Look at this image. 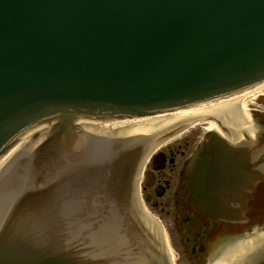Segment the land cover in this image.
Instances as JSON below:
<instances>
[{
  "label": "water",
  "instance_id": "95a60500",
  "mask_svg": "<svg viewBox=\"0 0 264 264\" xmlns=\"http://www.w3.org/2000/svg\"><path fill=\"white\" fill-rule=\"evenodd\" d=\"M261 88L264 0H0V158L8 151L0 159V174L28 152L34 137L29 133H38L41 140L29 165L43 173V191L55 203L46 199L29 207L45 209L52 220L53 231L44 228L52 241L43 247L29 244L28 235L19 232L28 209L23 195L10 211L9 202L3 208L7 212L0 210V264H149L161 259L156 244L164 236L152 235L155 222L145 210L137 220L125 214L127 192L109 170L96 176L105 179L110 193H95L84 215L76 212L75 202L60 196L64 186L78 200L85 182L78 175L66 177L64 185L59 167L98 155L99 146L91 140L85 146L78 141L75 124L99 121L78 129L139 137L144 155L155 148L158 135L188 127L204 114L233 118L238 137L243 132L252 136L255 126L240 101ZM210 99L215 100L201 103ZM211 130L220 132L218 126ZM77 147L80 152H73ZM64 152H73L66 155L71 163L60 162ZM140 155V150L124 154L113 164L133 169ZM242 171L238 154L229 147L211 137L203 142L186 170L196 209L215 220L237 219L231 205L243 208L240 202L250 189L248 181L233 183ZM63 174L74 176L70 170ZM225 177L233 182L224 183ZM263 242L264 232L254 231L209 264H240Z\"/></svg>",
  "mask_w": 264,
  "mask_h": 264
},
{
  "label": "flooded vegetation",
  "instance_id": "af4514ba",
  "mask_svg": "<svg viewBox=\"0 0 264 264\" xmlns=\"http://www.w3.org/2000/svg\"><path fill=\"white\" fill-rule=\"evenodd\" d=\"M260 97L264 100V93ZM247 110L256 128L251 137L243 133L237 139L233 118L222 120L217 115L205 114L202 121L186 131L181 126L178 131L173 129L155 138L154 151L146 159L138 190H132L130 201L155 213L165 232L168 250L179 254V258L174 257L175 264H209L227 246L254 231L264 232V105ZM208 124L218 126L220 132L209 129ZM209 137L244 151L242 179L251 180L250 189L245 191V201L240 202L243 208L232 204L237 214L232 222L216 221L199 212L187 181V164L201 141ZM259 253L240 264H253L263 252Z\"/></svg>",
  "mask_w": 264,
  "mask_h": 264
},
{
  "label": "rangeland",
  "instance_id": "374dc122",
  "mask_svg": "<svg viewBox=\"0 0 264 264\" xmlns=\"http://www.w3.org/2000/svg\"><path fill=\"white\" fill-rule=\"evenodd\" d=\"M244 105H245L246 108H259V107L264 105V100L261 97H258V98L254 99V100L245 101ZM145 207L146 206L144 205V209L146 211L148 210L151 213V215L153 217H155V213H153L151 209H149L147 207L145 208ZM164 238H165V236H164ZM173 256L176 257V258H179V254L178 253H177V256H176V253L174 252Z\"/></svg>",
  "mask_w": 264,
  "mask_h": 264
},
{
  "label": "bare ground",
  "instance_id": "6f19581e",
  "mask_svg": "<svg viewBox=\"0 0 264 264\" xmlns=\"http://www.w3.org/2000/svg\"><path fill=\"white\" fill-rule=\"evenodd\" d=\"M262 91H264V88H261V89H259V90H257V91H255V92H253V93H251V94H249V95H247L246 97H244V98H242L241 99V101H240V103H241V107H242V110L246 113V115L250 118V116H249V111L246 109V107L244 108V102H243V100L244 99H247V98H251L252 96H253V99H255L256 97V95L258 94V93H260V92H262ZM252 98H251V100H253ZM249 101V100H248ZM201 120V119H200ZM198 121V120H197ZM197 121H195V122H197ZM194 122V123H195ZM194 123H192L191 125H193ZM191 125H189V126H191ZM209 125V124H208ZM214 125H212V124H210L208 127H209V129H211L212 127H213ZM146 211V210H145ZM147 212V211H146ZM148 213V212H147Z\"/></svg>",
  "mask_w": 264,
  "mask_h": 264
}]
</instances>
